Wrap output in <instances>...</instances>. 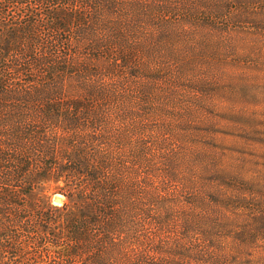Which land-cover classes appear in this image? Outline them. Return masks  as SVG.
<instances>
[{
	"label": "trees",
	"instance_id": "16d2710c",
	"mask_svg": "<svg viewBox=\"0 0 264 264\" xmlns=\"http://www.w3.org/2000/svg\"><path fill=\"white\" fill-rule=\"evenodd\" d=\"M249 22L264 0H0V264H252L264 177L203 102Z\"/></svg>",
	"mask_w": 264,
	"mask_h": 264
},
{
	"label": "rangeland",
	"instance_id": "374dc122",
	"mask_svg": "<svg viewBox=\"0 0 264 264\" xmlns=\"http://www.w3.org/2000/svg\"><path fill=\"white\" fill-rule=\"evenodd\" d=\"M252 25L250 22L244 25L250 32L247 35H237L236 54L244 58L239 70L221 78L203 100L206 106L212 105L218 123L214 127L218 131L213 134L217 149L246 158L245 176L250 181L256 176L264 177V25L258 28ZM52 201L60 203L62 195L54 193ZM226 245L229 247V239ZM248 248L234 253L237 260L263 263L253 253L257 248L264 249L263 243Z\"/></svg>",
	"mask_w": 264,
	"mask_h": 264
},
{
	"label": "water",
	"instance_id": "95a60500",
	"mask_svg": "<svg viewBox=\"0 0 264 264\" xmlns=\"http://www.w3.org/2000/svg\"><path fill=\"white\" fill-rule=\"evenodd\" d=\"M56 198L59 199V196H57Z\"/></svg>",
	"mask_w": 264,
	"mask_h": 264
}]
</instances>
